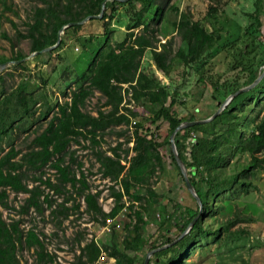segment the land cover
Returning <instances> with one entry per match:
<instances>
[{"label": "trees", "instance_id": "16d2710c", "mask_svg": "<svg viewBox=\"0 0 264 264\" xmlns=\"http://www.w3.org/2000/svg\"><path fill=\"white\" fill-rule=\"evenodd\" d=\"M37 1L41 5L33 9L26 33H19L21 39L29 41L30 53L53 46L58 31L64 25L99 14L103 0ZM0 4L9 9L8 0H0ZM135 4H139L140 8L137 9ZM119 7H124L123 14H118ZM74 8H78V11H74ZM109 10H112L111 14L107 13ZM170 16H174L176 32L186 45L185 50L179 49L175 55H170L166 45H158L157 38L160 28ZM261 17H264V0H254L252 11L243 13L244 24L236 23L240 28L237 39L220 44L218 37L208 33L188 9L180 10L173 0L106 2L102 19L96 20L103 23V44L91 56V62L83 74L73 77L75 89L70 92L69 100L50 102L47 91L36 96L35 87L24 78L8 92L0 88V207H9L7 200L10 193L25 194L18 206V214L25 215L32 209L43 215L47 208L56 226L60 227L63 221L58 220L59 217L67 219L71 208L78 209L80 206L76 202L67 207L69 200L81 198L84 211L96 222L100 217L102 224L107 215L116 217L127 202L128 218L131 220L125 225L127 230L121 243H111L105 247L91 239L80 245L82 240L77 239L78 253L70 264H99L103 251H107L109 259H121L120 264H135L136 252L142 251L147 243L144 229L154 220L156 211L165 210V206L158 208L162 195H157L150 186L142 188L141 183L146 181L149 172L150 176L155 175L156 170L158 175L162 172L159 150L164 147H167L171 161L180 171L171 150L170 135L180 124L198 121L193 115L179 117L172 110L176 94L170 95L166 90L168 87L140 71L144 54L149 51L156 67L166 76L175 66L182 65L185 69L195 67L196 87L200 90L198 98L210 87L211 97L223 103L236 91L253 84L264 71ZM113 20L117 26L124 27L125 38L110 43L109 36L113 30L108 27ZM71 29L78 32L81 26ZM138 29L140 31L135 33ZM11 46L14 48L15 45ZM215 53L230 56L232 64L227 72L218 77H209L206 76L211 62L208 60ZM24 58L25 54L15 52L10 58L0 57V65L14 62L17 68H22ZM42 83L46 90L47 82L43 80ZM122 85L127 86L124 91L130 94L128 104L143 107L149 113L151 125L156 126L155 131L159 130L160 122L168 125L167 135L161 142L156 139L155 131L145 130L149 136L143 135L137 139L139 152L126 172L118 153L121 143L108 151L101 147L104 135L111 133L113 128L129 127L131 119L137 116L133 109L122 103ZM93 91L104 97V106L108 108L105 111L97 110L95 115L83 111L85 100ZM60 93L66 95L63 89ZM40 100L45 110L40 112L36 121L48 119L46 127L40 133H35L29 149L21 153L15 149L14 132H28L33 124L31 119L40 107ZM54 108L56 112L53 114ZM135 126L141 130L140 125ZM192 135H195L194 141L187 144ZM118 136H123V133H118ZM80 139L88 140L98 164V172L112 184L110 195L114 205L107 214L98 204L100 193L89 190L86 176L81 171L82 164L78 163L77 170L73 169L74 151L68 152V148L72 142L78 144ZM5 141L7 151L1 147ZM125 142L129 143V139ZM174 143L203 208L190 230L182 235L198 215L199 206L195 199L194 210L174 205L169 200L172 210L169 214L164 213L167 219L157 229L162 241L151 247L154 264H183L184 259L205 242L219 243L227 236L245 234L246 230L238 226L254 222L252 216H243L238 211L225 220L216 219L215 214L221 212L225 202L241 200L258 190L255 178L259 171L264 170V76L248 91L235 96L211 122L177 132ZM187 147H190L189 159L185 156ZM66 156H69L67 162ZM46 167L53 169L54 180L44 177ZM115 186L118 189H114ZM54 195H60L61 202H56L52 198ZM124 197L128 201H124ZM215 198H219L220 202L214 201ZM171 227L177 235L166 238L162 233L169 232ZM22 248H34L35 264H53L55 255L46 251L34 229L24 232L20 228V220L6 222L0 214V264H20L16 252Z\"/></svg>", "mask_w": 264, "mask_h": 264}, {"label": "rangeland", "instance_id": "374dc122", "mask_svg": "<svg viewBox=\"0 0 264 264\" xmlns=\"http://www.w3.org/2000/svg\"><path fill=\"white\" fill-rule=\"evenodd\" d=\"M253 1L173 0L180 10L188 9L193 18L199 21L208 33L218 37L220 44H227L229 41L232 42L237 39L240 34V28L236 23L244 24L243 13L252 11ZM8 5L9 9L4 8L0 4V57L10 58L12 53L20 51L26 55V58L21 62L22 64L24 63L23 69L17 68V63H9L0 70L2 77L0 88H4L8 92L15 89L21 79L24 78L35 87L36 96H40L42 92L47 91V97L50 102L57 100L58 103H62L69 100L70 92L75 89L74 81H72L73 77L83 74L91 62V56L103 44L104 28L101 27L103 23L96 20L102 19L105 9L101 17H98L101 13L100 9L99 14L88 15L85 18L89 16L92 18L81 25H75L81 26V30L78 32L71 29L74 26L65 28L61 34L59 45L54 49L33 55L34 53L29 52V41L21 39L19 33H26V25L30 23L33 9L41 4L37 0H8ZM135 5L137 9L140 8L139 4ZM118 9V14L125 12L124 7H119ZM74 11H78V8H74ZM111 11L109 10L107 13L111 14ZM117 15L115 16L116 18ZM175 21L174 16H170L157 35L158 45H166L170 49V55H175L179 49H186L185 43L176 32ZM260 22L262 24L261 40L264 43V17L260 18ZM108 29L113 30V33L109 36L110 43L122 41L125 38L124 27L117 26L114 20ZM139 31L140 29L135 30V33ZM61 42L63 44L59 48ZM11 44L15 45L14 48H12ZM159 49L160 46L157 47V50ZM46 53L49 55H44ZM39 55L41 57H38ZM208 61H211L206 71V76L209 77L212 75L216 77L227 72L232 64V58L230 56L226 57L224 53H215ZM140 71L155 79L160 85L168 87L166 90L169 91L170 95L176 94L172 110L179 117L193 115L198 120H205L219 108L221 102L211 97L212 91L210 87L198 98L200 90L196 87L197 75L194 74V71H196L195 67L185 69L182 65L175 66L169 75L166 76L156 67L151 58V53L147 51L141 61ZM43 80L48 85L46 90L42 83ZM122 87V103L125 107L133 109L137 116L131 119L132 122L129 127L113 128L111 133L104 135L101 147L108 151L110 148L116 147L117 143H121L118 153L121 155L122 163L126 166V172L133 157L139 152L137 139L143 135L149 136L145 130L150 129L149 132H153L156 126L151 125L149 113L143 107L132 103L128 104L130 94H126L124 91L127 87L126 85H122ZM61 89L65 90V96L60 93ZM104 101V97L99 92L93 91L92 95L85 100L83 111L92 115H95L99 109L105 111L108 108L104 106ZM42 102V100L39 101L40 107L31 119V124H33L28 132L25 133L22 130L14 132V146L21 153L29 149L30 141L35 133H40L46 127L48 119L36 121V118L40 117V112L45 110L41 105ZM168 102L166 105H168ZM55 112L56 109L54 108L53 114ZM136 124L141 126V130L136 129ZM158 125L160 128L155 131V135L156 139L161 142L167 135L168 125L166 122H160ZM118 133H123V136L119 137ZM127 139H129V143L125 142ZM89 144L88 140L85 139H80L78 144L72 142L68 152L74 151L75 162L73 163V169L77 170L78 163L82 164L81 171L86 176L89 190L92 193H100L98 204L102 207L104 213L107 214L114 205L113 198L110 195L112 184L107 179H103L98 172V164L94 160ZM1 147H4L5 151H7V142L1 143ZM127 149L128 151H126ZM189 150L190 147H187L185 153L187 159H189ZM159 151L162 159V172L158 175L156 170L153 176H150L149 172L146 176V181L141 184L143 185L142 188L150 186L157 195H162L158 208L163 209L165 206V210L161 212L157 209L154 220L150 221L144 229L147 243L142 251L136 252L137 261L135 264H144L145 261H147V264H154V252L151 247L159 245L162 241L157 229L167 219V215L164 213L169 214L172 210L169 200H172L174 205L177 204L182 208L193 210L196 208L194 198L187 191L182 174L171 161L167 147L161 148ZM65 160L66 162L69 161V156H66ZM186 171L188 172V169ZM43 172L44 177H50L51 180H54L53 169L46 167ZM157 175L159 179L155 183ZM29 184L32 185L31 182ZM255 184L258 187L257 191L241 200L225 202L221 212L215 214L216 219L221 220L232 217L235 211H238L243 216H252L254 219L253 223L240 224L238 226L245 229L246 233L227 236L226 240H221L219 243L213 241L205 242L202 247L196 248L189 254L184 259L183 264H264V170L258 172ZM114 189H118V187L115 186ZM45 193H47V189H45ZM48 193L52 194L51 192ZM25 197V194L14 195L10 193L7 200L9 207L7 209L0 207V214L6 222H10L12 219L20 220V228L24 232L28 229H34L46 251L55 255L53 264H70L73 261V257L78 253L79 249L77 239L82 240L80 245L91 239L99 246L109 247L111 243L119 245L127 230L125 225L131 220L128 218L127 202L116 217L111 218L107 215L103 220L104 224H102L100 217L97 222L92 220L90 215L84 211L83 200L76 198L75 200H69L66 206L71 207L73 203L77 202L80 204L79 208H71L67 219L60 216L58 220H62L63 223L60 227H57L47 208H45L43 215L37 214L32 209L25 215L18 214V206L21 205ZM52 198L56 202H61L62 200L60 195H54ZM123 200L128 201L126 197ZM214 201L220 202L219 198H215ZM234 229H237V227ZM162 235L166 238H173L174 235H177V232L171 227L169 232H163ZM33 249L22 248L17 250L16 254L20 264H35ZM120 263L121 259H109L107 251H103L99 258V264Z\"/></svg>", "mask_w": 264, "mask_h": 264}, {"label": "water", "instance_id": "95a60500", "mask_svg": "<svg viewBox=\"0 0 264 264\" xmlns=\"http://www.w3.org/2000/svg\"><path fill=\"white\" fill-rule=\"evenodd\" d=\"M108 1H120V2H122V1H124V2H126V1H128V0H103V2H102V4H101V13H100V15L98 16V17H101L102 16V13H103V11H104V9H105V4H106V2H108ZM90 18H92L91 16H89V17H87V18H85V19H83V20H81V21H78V22H72V23H70V24H68V25H66V26H63L59 31H58V33H57V40H56V43L53 45V46H51V47H48V48H46V49H44V50H42V51H40V52H35L33 55H35V54H39V53H43V52H49L50 50H52V49H54L56 46H58L59 45V43H60V41H61V34L63 33V30L65 29V28H67V27H69V26H75V25H81V24H83L84 22H86L87 20H89ZM9 63H14V62H7V63H4V64H1L0 65V70L1 69H3L4 67H6L7 66V64H9ZM264 76V71H263V73L254 81V83L253 84H251L250 86H248V87H245V88H242V89H240V90H238V91H236L233 95H231V96H229L225 101H224V103H222V104H219V108H218V110L211 116V117H209V118H207V119H205V120H198V121H194V122H184V123H182V124H180L175 130H174V132L170 135V138H169V141H170V144H171V150H172V153H173V157H174V160H175V162H176V164H177V166H178V168L180 169V171H181V174H182V176H183V179H184V182H185V186H186V189H187V191L189 192V194H191L192 195V197L196 200V202H197V204H198V206H199V212H198V215L192 220V222L189 224V226H188V228L186 229V231L182 234V235H184V234H186L189 230H190V228L193 226V224L195 223V221L197 220V218L199 217V215L201 214V212H202V202L200 201V199H199V197L197 196V194H196V191H195V189H194V187L191 185V183H190V181H189V179H188V174H187V171H186V168H185V165H184V163L181 161V159L179 158V156H178V154H177V151H176V148H175V143H174V136H175V134L177 133V132H179V131H181V130H183V129H185V128H188V127H191V126H194V125H196V124H205V123H209V122H211L222 110H223V108L235 97V96H237L238 94H240V93H242V92H246V91H248L250 88H252L254 85H256L259 81H260V79L262 78ZM181 235V236H182ZM144 264H147V261H145V263Z\"/></svg>", "mask_w": 264, "mask_h": 264}, {"label": "built area", "instance_id": "2783aa9c", "mask_svg": "<svg viewBox=\"0 0 264 264\" xmlns=\"http://www.w3.org/2000/svg\"><path fill=\"white\" fill-rule=\"evenodd\" d=\"M194 137H195V135H192V136L188 139V142H193V141H194Z\"/></svg>", "mask_w": 264, "mask_h": 264}]
</instances>
